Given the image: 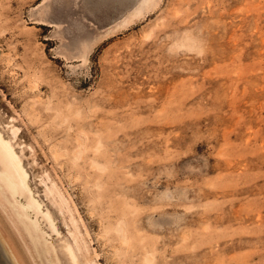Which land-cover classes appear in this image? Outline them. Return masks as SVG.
I'll use <instances>...</instances> for the list:
<instances>
[{"label": "rangeland", "instance_id": "rangeland-1", "mask_svg": "<svg viewBox=\"0 0 264 264\" xmlns=\"http://www.w3.org/2000/svg\"><path fill=\"white\" fill-rule=\"evenodd\" d=\"M0 135V264H264V0H0Z\"/></svg>", "mask_w": 264, "mask_h": 264}, {"label": "bare ground", "instance_id": "bare-ground-1", "mask_svg": "<svg viewBox=\"0 0 264 264\" xmlns=\"http://www.w3.org/2000/svg\"><path fill=\"white\" fill-rule=\"evenodd\" d=\"M19 158L12 145L0 135V201L9 204L12 212L24 224V228L43 245L45 243L43 229L32 214L34 216L41 214L49 219V213H43L39 202L32 194Z\"/></svg>", "mask_w": 264, "mask_h": 264}]
</instances>
